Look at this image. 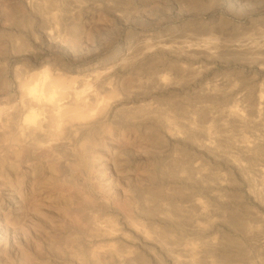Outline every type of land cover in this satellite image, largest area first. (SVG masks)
Segmentation results:
<instances>
[{"label":"rangeland","instance_id":"rangeland-1","mask_svg":"<svg viewBox=\"0 0 264 264\" xmlns=\"http://www.w3.org/2000/svg\"><path fill=\"white\" fill-rule=\"evenodd\" d=\"M71 1L0 0V264H264V206L234 175L215 191L219 199L169 176L181 160L216 165L145 116L157 114L173 134L188 132L200 104L195 91L223 79L254 89L263 67L222 50L142 56L133 48L141 38L152 49L258 42L264 0H76L78 12ZM182 66L198 68L186 75ZM44 70L90 100L71 112L75 119L49 124L53 131L36 144L6 120L22 112L14 120L23 121L26 88ZM92 72L97 82L84 83ZM205 104L223 109L214 98ZM42 111L39 118H50ZM70 124L82 127L70 132ZM223 165L216 171L230 172ZM242 218L257 227L260 245L234 227Z\"/></svg>","mask_w":264,"mask_h":264},{"label":"bare ground","instance_id":"bare-ground-1","mask_svg":"<svg viewBox=\"0 0 264 264\" xmlns=\"http://www.w3.org/2000/svg\"><path fill=\"white\" fill-rule=\"evenodd\" d=\"M29 2L33 3L31 1ZM70 3L74 12H78L81 7L79 2L72 0ZM248 24L250 25V22ZM137 41L138 42L134 44V46L133 44L130 45H132L134 49L138 47L142 52V56L150 52L158 54L164 51L174 56H180L188 54L192 49L202 50L203 52L209 53V55H215L218 52L221 53L220 51L222 50L223 53L228 54V56L230 55V57L234 59L236 58L242 63L253 64L254 62L259 65L257 68L263 67L264 69V39L254 42L251 41L249 37H244V40H242V38L238 39V41L229 40L234 43H230L229 41L227 44L222 45L214 43L215 46L204 44L201 45L199 49L192 48L191 45L166 46L161 42H157L154 49H152L151 41L148 38H141ZM128 52L126 53L128 54ZM130 53L131 49L129 54ZM125 58L121 59L119 64L123 63ZM197 68L182 66L179 68V71L186 75H192L197 71ZM43 69H45V67ZM95 74L96 72L86 74L83 80H85V77H92L94 82H97L98 76H95ZM234 81H231V85L228 79H223L220 83L207 85L201 90L194 92L200 104H198L199 106L196 108V111H194L196 120L190 123L191 125L188 127V132L180 134L177 132L173 134L168 124L157 114L149 113V115L146 114L145 116L148 119L150 118L156 126L163 128L169 138L181 136L182 143L185 142L190 144L195 151L211 158L216 166L217 164L223 163V166L228 167V170H230L228 173L227 171L225 172V170H222L223 173L220 171V173L217 172L219 169L216 171L219 167L213 166L216 168L215 170L214 168H205L201 165L200 161L197 160L196 162L192 160L189 165L185 166L181 163V160L179 165L175 164L178 170L173 168L174 171L169 172V176H177L186 183L204 187L206 191L211 192L214 198H218L219 195L215 191L221 186L231 183V181L234 180V175L247 185L246 193L257 198L259 203L264 206V81L258 84L254 89H252V87L245 88L241 85L244 82H238V84ZM88 82L89 81L86 80L84 81V83L87 84ZM82 93V91L69 92L67 82L60 80L56 75H50L47 70H44L39 81L26 88V97L24 98L25 100L23 99L24 101H22L25 107L29 108L25 110L27 112L23 116V121L19 123L14 120L17 118V115L19 116L22 112H17L16 115H10L11 117L9 116V118L5 120L11 125L17 126V130H19L21 134L20 137H23L20 140L25 139L26 141L28 139L36 143L40 138L50 135L48 132L51 133L53 131L49 128V126L52 127L49 124L58 126L62 120L60 118H63V115L70 114L71 112L75 113L87 108L90 98H86V95H82ZM69 96H71V98ZM207 98L220 100L223 103V109L215 111L210 105L205 104ZM228 100L232 102L229 106L228 103L231 102ZM22 106L24 107V105H21V110L23 108ZM41 108H43V111ZM41 111L42 113L44 112L45 115L49 114L50 118H44L43 116L39 118L38 116L41 114ZM72 113L71 118L76 117V114ZM216 122L219 123L220 130L211 129L215 126ZM10 124H7L6 128H8ZM2 125L1 127L4 128L5 125ZM81 127L80 125L74 124L69 126L70 129H68L69 131L71 130L70 132L73 130L79 131ZM229 128L235 130L237 134L234 135V133H229ZM48 129H50V131ZM198 131H201V137L197 139L196 133ZM70 132H68V135ZM71 134L74 135V132ZM84 138L86 140L87 136ZM42 139L44 140V138ZM40 141L41 140H39L38 144ZM175 159L176 158H172V161H176ZM77 160H79L78 163L83 164L84 160L82 161L80 157H78ZM258 165L260 166L259 168ZM261 166L263 168H261ZM199 207L200 213L205 215L207 213L205 206L201 205ZM260 220L264 221V218H260ZM234 227L238 230L243 239L248 241L252 240L256 245L261 244V242H258L257 227L249 225L244 218L236 222Z\"/></svg>","mask_w":264,"mask_h":264}]
</instances>
